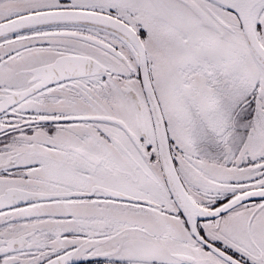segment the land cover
<instances>
[{"label":"snow or ice","instance_id":"1","mask_svg":"<svg viewBox=\"0 0 264 264\" xmlns=\"http://www.w3.org/2000/svg\"><path fill=\"white\" fill-rule=\"evenodd\" d=\"M0 264H264V0H0Z\"/></svg>","mask_w":264,"mask_h":264}]
</instances>
